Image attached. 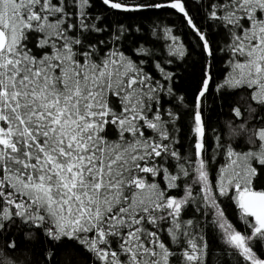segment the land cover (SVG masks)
<instances>
[{
	"label": "snow or ice",
	"instance_id": "snow-or-ice-1",
	"mask_svg": "<svg viewBox=\"0 0 264 264\" xmlns=\"http://www.w3.org/2000/svg\"><path fill=\"white\" fill-rule=\"evenodd\" d=\"M0 257L264 264V0H0Z\"/></svg>",
	"mask_w": 264,
	"mask_h": 264
},
{
	"label": "trees",
	"instance_id": "trees-1",
	"mask_svg": "<svg viewBox=\"0 0 264 264\" xmlns=\"http://www.w3.org/2000/svg\"><path fill=\"white\" fill-rule=\"evenodd\" d=\"M221 67H223V65H221ZM190 99H191V97L189 96V102H190ZM228 118L229 117L227 115V109L225 108V110L222 114H219V115L214 114L213 115V120L219 119V121H220V124H217L214 126L220 127L221 125H223L224 121L227 120ZM223 130H224L225 134H227V128L225 127ZM9 255H12V254H9ZM0 259H3V257H0Z\"/></svg>",
	"mask_w": 264,
	"mask_h": 264
}]
</instances>
